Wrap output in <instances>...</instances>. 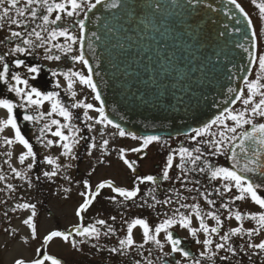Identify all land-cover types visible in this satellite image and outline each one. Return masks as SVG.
I'll return each instance as SVG.
<instances>
[{
	"label": "snow or ice",
	"instance_id": "snow-or-ice-1",
	"mask_svg": "<svg viewBox=\"0 0 264 264\" xmlns=\"http://www.w3.org/2000/svg\"><path fill=\"white\" fill-rule=\"evenodd\" d=\"M102 2L104 0H95V2L93 0H59V2L57 0H0V31H5V35L0 37V46H3L0 49V81L3 82V86L7 88L8 93L14 94L15 97L0 94V109L5 110L7 114L6 118L0 119V133H3L7 128H11L13 135L11 137L4 136L3 144L7 146L19 144L25 150L19 154V163L26 165L27 171L17 170L11 164H9V168L15 177L26 181L29 187L32 186V177L29 173L37 167L40 160L34 150L33 143L22 132L18 116H22L23 121L30 122L34 126L37 143L43 144L45 148L56 146L61 149L59 156L46 155L43 158V162L51 168L36 176L35 180L37 181L41 180L42 177L51 181L64 173V180L71 183L72 177L70 174L65 173V170L74 166L72 162L78 159L76 148L85 139L81 135V129L72 123L77 117L60 99V92L55 90L43 91L36 86L41 78L43 67L39 63H29L25 58L38 56V50H43L42 58L45 61L61 60V55L56 54L54 50L66 57L71 53L78 52V54L71 55V60L83 65L87 70L86 73L83 70L74 71L72 69L66 72L50 71L53 77L62 76L67 81L65 91L73 97L71 108L84 110V127L89 131L93 130L94 125L111 126L117 130V132L111 133L113 137L118 134L120 137L131 136L132 139L142 141L140 147L130 149V151L136 153L146 149L153 142L162 141L160 136L138 137L133 133L126 132L120 124L115 123L105 113L104 101L101 99L97 83L93 80V69L83 51L84 39L82 36L86 30L88 13ZM196 2L199 3L200 0H196ZM228 2L235 5L246 18L248 17V13L237 3V0H228ZM252 3L257 6L261 17L264 18V0H252ZM108 6L118 7L119 0H111ZM209 8H211V5H209ZM65 16L69 18L81 17L74 21L75 26H78L79 34L76 32L75 27L70 28L61 23ZM239 23L240 21L236 20V24ZM248 25H252L251 19H248ZM227 27L225 25V30H227ZM234 31L240 32L241 29L237 27ZM93 35L96 34L93 33ZM219 35L224 36L225 32H220ZM256 35V32L253 31V37ZM59 37H63L66 42L54 43ZM74 45H79V48H75ZM239 47L244 48L249 58L259 69L255 78L243 77L244 88L228 89L230 93H235L233 99L228 102L233 104L239 102L242 105L240 109L225 108L210 123L201 128L192 129L190 138L196 141L197 146L189 148L181 143L178 149L172 150L167 156L159 179L156 175H137L131 188L118 186L112 180H104L95 184V186L88 179L83 180L84 191L79 193L82 202L75 211L78 223L73 224L70 229L49 231L43 236L41 247L35 249L36 255L34 258L31 260L18 258L14 264H63L60 258L48 254L47 246L60 240L74 249H79L82 244L90 243L93 240L98 242L101 236H115L117 229L106 219H96L94 223L87 225L83 223L85 214L90 210L97 197L101 195L102 190L106 188L116 194L108 197L111 202L116 204L135 201L139 197L138 207L147 206L155 209L159 205L171 208V212H165L162 222L155 226H150L149 222L143 218H135L131 221L125 220L124 223L127 225L126 235L124 238L119 239L118 246L109 249L110 253L123 254L134 247L142 249L145 244L151 242L159 250L162 257L166 258L173 254H180L187 261V264H202L203 260L212 261V264H215V258L221 250L226 253L219 256L221 261H230L232 257L239 256L245 248L252 254H264V238H261L259 242L253 241L254 236H260L261 233H264V211L250 213L246 217L240 211L232 212L230 207V204L235 201L250 199L260 209L264 210V195L258 191L264 189V181L256 183L248 175L258 173L264 176V122L256 120L257 117L264 118V53L260 52L256 40L253 41L251 49L245 48L243 44H240ZM77 80L79 84L91 89L94 93V100L99 101V107L86 102L87 97L82 100L75 99L77 92L73 88ZM56 88H61L59 80L56 81ZM45 101L49 102L50 110H42ZM18 110H20L19 113ZM89 110L95 111L98 116L90 115ZM56 115L62 117L65 122L62 123L60 119L54 118ZM37 125L39 126L37 127ZM53 126H55L54 131ZM213 126H215L216 131L212 130ZM48 133L58 139H47ZM163 143L167 144V141H163ZM109 144V139H103L99 144V148L107 154ZM97 147L98 145L93 137L89 144L88 155L91 156L93 154L91 150L97 149ZM126 151L129 150L117 149L123 163L135 172L136 162L126 158ZM5 155L11 158L12 153L6 152ZM177 156L179 162L174 164ZM209 156L227 157L232 161V165L216 166L208 159ZM61 157L66 158L68 162L63 163ZM5 163H8V161H5ZM99 163L103 164L105 161L100 160ZM174 166L179 169L175 182L180 185V188L189 193L196 192L197 196H184L179 188H173L171 189L173 195L159 199L155 187L149 188L146 193L141 195V185L150 183L157 186L161 180L169 181L173 179L170 176V171ZM95 170L93 168L92 172H95ZM92 172H89L88 175L91 176ZM196 174L206 176L211 181H219V187H215L211 191L204 188L202 191L200 187H196V185L201 184V181L195 178ZM0 181L6 182V177L0 175ZM189 184L193 187L189 188ZM5 189L8 192L16 190L12 183L7 182L5 188H0V191ZM62 191L70 194L72 189L65 187ZM213 193L221 198L224 197L225 193L232 194L229 202L220 204V208L228 210V215L223 219L217 211L204 212L201 204L195 202L199 197L208 206L215 209L217 201L211 198ZM117 196L122 197L123 200L117 199ZM189 199H192L193 203H187L186 201ZM0 202L6 203V201ZM16 209L30 211V215L22 221L23 225L29 229L23 243L28 244L30 240L38 239V227L35 223L37 205L31 202L17 203L12 210L15 211ZM182 209L184 211H181ZM7 215L8 213L5 212V216ZM194 218L198 220V227L194 226ZM233 218L241 222L240 226L233 227L228 232L221 234L225 220ZM246 218L255 221L258 227L245 229L243 221ZM109 219L115 222L117 217L111 216ZM208 219L214 220L215 226L210 227L207 223ZM137 226L142 228L143 243L139 245L136 244L133 236V229ZM175 226L188 230L192 237H197L199 233L204 234L203 239L196 240V243L203 248L199 253V257H195L185 250L181 246L182 240L174 237L173 231L170 229ZM5 231L10 232L13 236L17 234L16 229H5ZM161 233H164L163 237H161ZM214 236L218 237L219 242L214 243ZM233 236H247L248 239L245 244L237 248L231 242ZM166 244L169 246V251H165ZM97 246L96 243L92 244L93 248ZM135 264H154V262L148 257H143L137 259ZM163 264H167V261L164 260ZM175 264H181V261L176 260Z\"/></svg>",
	"mask_w": 264,
	"mask_h": 264
},
{
	"label": "water",
	"instance_id": "water-1",
	"mask_svg": "<svg viewBox=\"0 0 264 264\" xmlns=\"http://www.w3.org/2000/svg\"><path fill=\"white\" fill-rule=\"evenodd\" d=\"M110 2L88 13L83 51L105 113L126 132L189 135L237 103L228 102L235 96L228 89L243 88V77L250 78L255 65L239 45L251 49L256 39L249 18L235 5L119 0L112 8ZM248 175L259 183L258 175Z\"/></svg>",
	"mask_w": 264,
	"mask_h": 264
},
{
	"label": "flooded vegetation",
	"instance_id": "flooded-vegetation-1",
	"mask_svg": "<svg viewBox=\"0 0 264 264\" xmlns=\"http://www.w3.org/2000/svg\"><path fill=\"white\" fill-rule=\"evenodd\" d=\"M59 2V0H57ZM95 2V0H93ZM244 10L248 13V16L252 20L254 31L256 32V40L258 42V48L261 53H264V18L261 17L259 13V9L255 4L252 3V0H237ZM46 14V13H45ZM253 17L256 20H253ZM81 17H64L61 23L68 27H75L76 32L79 34L78 26H75L74 21L80 19ZM4 32V31H0ZM3 37V36H0ZM65 39L63 37H59L57 41L54 43H65ZM75 48H79V45H74ZM3 46H0L2 49ZM39 55L33 57H26L25 59L29 63H39L43 67V72L41 74V78L39 83L36 85L37 87L41 88L43 91H59L60 92V99L63 101L65 105H67L70 110L73 112L74 116L77 117L73 120V124L81 129V135L85 137L84 140L81 141L80 145L76 148V154L78 159L73 161V167L71 169H66L65 173L70 174L72 177L71 183L65 181L63 178L64 173L60 176L54 178L53 180L49 181L45 178H41V180H35V177L41 175L43 171L50 170L51 166H48L43 162V158L46 155L52 156H59L61 149L59 147L53 146L51 148H45L43 144L37 143L35 138V128L30 122L23 121L22 116H18L19 123L22 128V132L26 135L27 138L30 139V142L34 145V150L38 154V158L40 163L35 167L29 175L32 177V186L31 189L36 192V200L34 203L38 207L45 209V207L52 205H63L68 207V209L73 210L74 219H77L75 216V211L79 204L82 202V198L80 197L79 193L84 191V187L82 181L88 179L89 182L95 186V184L102 182L104 180H112L118 186L131 188L134 185L135 178L137 175L139 176H146V175H156L159 179L160 174L165 166V162L167 156L171 153L172 150L178 149L181 143L185 147L193 148L197 146L196 141L191 140L189 135L180 136V137H161V142H153L149 145L146 149H143L141 152L136 153L130 151L132 148L140 147L142 141L137 139H132L131 136L120 137L118 134L116 136H112L111 133L117 132L116 129L112 128L111 126H103V125H94L92 131H89L87 128L84 127V117L82 109H72L71 104L73 103V97L69 95L65 89L67 88V81L62 77H53L51 75L50 70H57L66 72L69 69L74 71H85L86 68L81 65L79 62H75L71 60V55L78 54V52H74L69 54L67 57L63 54L59 53L57 50H54L56 54L61 55L60 61H45L43 57V50H38ZM259 69L255 65L251 74L250 79L255 78ZM59 80L61 84V88H56V81ZM245 87V86H244ZM74 91L77 92L76 100H82L87 97L86 102L93 103L97 107H99L98 103L94 100V94L91 89L86 88L84 85L79 84L78 80L77 83L74 85ZM0 94L4 96L14 97V94H9L7 88L3 86V82L0 81ZM242 105L238 102L233 108L240 109ZM42 110L47 111L50 110L49 102L45 101ZM20 110H18L19 113ZM89 114L96 117L98 114L95 111L89 110ZM6 111L0 109V119L6 118ZM54 118L60 119L62 123L65 121L62 117L56 115ZM256 120L258 122H264V118L257 117ZM231 123V121H229ZM39 125H37L38 127ZM249 127V126H246ZM55 130V126H53V131ZM213 131H216L215 126H213ZM6 131H8L10 137L13 135V130L11 128H7L4 130L3 133H0V151L5 150L6 145L3 144L2 140L5 136ZM67 134V129L65 130ZM95 138L96 143L98 145L97 149H93L92 155H88L89 144L91 143L92 138ZM47 139H58L51 136V133H48ZM206 138V137H204ZM198 138V139H204ZM103 139H109V152L105 154L100 148L99 144L102 142ZM163 141H167V144L163 143ZM19 145V144H18ZM19 148L25 151L21 145ZM124 148L126 150V158L135 161L136 171L133 172L130 170L120 159L117 149ZM5 159V157L3 158ZM210 159L216 166H231V160L224 156H209ZM100 160H104L105 163H99ZM61 161L63 163H67V159L61 157ZM179 162V157H176L174 164ZM95 168V172H92V169ZM19 170L20 171H27L26 165H21L19 163ZM89 172H92V175L89 176ZM179 174V169L173 167L170 171V176L173 178L169 181H160L157 186H153L150 183H146L141 185V195L146 193L149 188L155 187L157 189V197L159 199H164L168 195H173L171 189L179 188L181 193L184 196H197L196 192H187L183 188H180V185L175 182V177ZM254 175H258L260 177L259 183L264 181V176L259 175L258 173H253ZM196 179L201 181L200 185H196V187H200L203 191L204 188L208 190H213L215 187H219V181H211L206 176H202L196 174ZM21 182L20 187L28 186L26 181L19 179ZM70 187L72 189L71 193H64L62 191L63 188ZM189 188L193 187V185L189 184ZM235 191V190H234ZM260 194L264 195V189L258 190ZM110 195H116L112 193L109 189H103L101 195L97 197L96 201H94L93 205L91 206L90 210L85 214V219L83 223L85 225L94 223L96 219H106L109 223L113 224V226L117 229V233L114 236L116 239H122L126 235L127 225L124 223L125 220L131 221L135 218H143L147 220L150 226L158 225L162 222L165 212H171V208L169 206H157L155 209L148 208L147 206L141 208L137 205L139 204V197L136 198L135 201H127L123 204H116L111 202L108 197ZM232 194L225 193L224 197H218L213 193L212 199L217 201L215 209L211 206H208L202 199L197 197L195 202L200 203L202 210L204 212L207 211H217L218 214L221 215L223 219L225 216L228 215V210L220 208V204L222 202H229ZM117 199L123 200L122 197L117 196ZM151 202V201H150ZM187 203H193L192 199L186 201ZM232 212L240 211L245 214L247 217L250 213H256L260 211H264L259 208L254 202L250 199H246L244 201H235L234 203L230 204ZM181 211H184L183 209ZM50 212V211H48ZM47 212V213H48ZM91 215V216H90ZM90 216V218H87ZM111 216H116L117 219L115 222L111 221L109 218ZM51 219H54L51 218ZM78 220V219H77ZM78 223V222H77ZM207 223L210 227L215 226V221L208 219ZM76 224V223H75ZM241 222L236 221L234 218L231 220H225L224 226L221 229V234L224 232H228L231 228L240 226ZM194 226L198 227L199 223L198 220L194 218ZM249 226V227H248ZM72 227V226H71ZM70 227V228H71ZM139 227V226H138ZM243 227L245 229L258 227L255 221H250L249 219H245L243 221ZM248 227V228H247ZM103 229V228H102ZM182 240V247L189 251L193 256L199 257V248H202L200 244L196 243L197 239H203L204 234L199 233L197 237H192L188 230L180 228L179 226H175L173 229H170ZM161 237L164 236V233L160 234ZM261 238H264V233H261L260 236H254L253 241L259 242ZM214 243L219 242L218 237H213ZM247 236H233L232 243L234 247L239 248L241 245L245 244L247 241ZM214 250V248H213ZM165 251H169V246L165 245ZM153 254L157 257H161V262L166 260L167 264H175L176 260L181 261V264H187V261L182 258L180 254H173L169 257H162L158 249H154ZM226 253L221 250L220 253L215 258V264H264V254L256 255L252 254L245 248L243 252L237 257H232L230 261H221L219 256L225 255ZM117 262L120 261V255L117 254ZM230 256V254H228ZM131 257L126 261V264H135ZM206 264H212V261H208Z\"/></svg>",
	"mask_w": 264,
	"mask_h": 264
},
{
	"label": "rangeland",
	"instance_id": "rangeland-1",
	"mask_svg": "<svg viewBox=\"0 0 264 264\" xmlns=\"http://www.w3.org/2000/svg\"><path fill=\"white\" fill-rule=\"evenodd\" d=\"M253 20H256V18L253 17ZM4 35L5 31L0 32V36ZM5 136L10 137L8 131H6ZM22 151L18 144L6 145L5 150L0 151V175H4L6 182L12 183L16 189L14 192H8L6 189L0 191V201H6V203L0 202V264H14L18 258L31 260L36 255L35 249L41 247L44 235L51 230L70 229L73 224L78 222L77 219H74L73 210L63 205L49 204L45 209L38 207L37 216L35 217L39 234L38 239L30 240L28 244L23 243L29 229L23 225L22 221L30 215V211L23 209L13 211L12 209L17 203H34L37 194L29 186L20 187L19 178L15 177L9 168V164H11L12 167L19 170V154ZM6 152L12 153L11 158L5 155ZM4 157L5 159H3ZM5 161H8V163H5ZM6 182L0 181V188H5ZM48 211L52 212L54 219L48 218ZM5 212L8 213L7 216H5ZM90 216L87 218H90ZM5 229H16L17 234L13 236L10 232H6ZM101 230L103 231V229ZM133 236L137 245L143 243L142 228L140 226L133 229ZM118 241L119 239L114 238V236H101L98 242L93 240L90 243L80 245L79 249H74L69 244L57 240L47 246V252L60 258L63 264H126L130 256H132L131 260L134 263L137 259L148 257L153 260L154 264H162L161 257L153 254L154 249L157 248L151 242L145 244L142 249L134 247L130 251L121 254L120 261L122 262H117L118 255L110 253L109 249L118 246ZM93 243L98 244V246L93 248ZM202 250L203 248H199V251ZM206 263L207 260L202 261V264Z\"/></svg>",
	"mask_w": 264,
	"mask_h": 264
}]
</instances>
